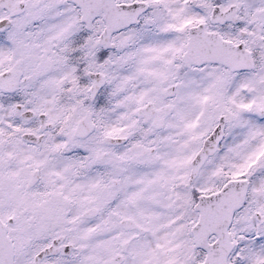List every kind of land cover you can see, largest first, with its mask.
<instances>
[{"label":"snow or ice","instance_id":"1","mask_svg":"<svg viewBox=\"0 0 264 264\" xmlns=\"http://www.w3.org/2000/svg\"><path fill=\"white\" fill-rule=\"evenodd\" d=\"M0 264H264V0H0Z\"/></svg>","mask_w":264,"mask_h":264}]
</instances>
